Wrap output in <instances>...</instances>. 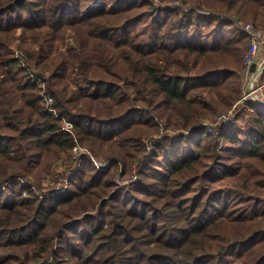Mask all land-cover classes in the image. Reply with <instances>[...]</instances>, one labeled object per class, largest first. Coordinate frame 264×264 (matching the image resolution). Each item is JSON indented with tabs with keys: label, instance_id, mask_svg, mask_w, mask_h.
I'll return each instance as SVG.
<instances>
[{
	"label": "trees",
	"instance_id": "obj_1",
	"mask_svg": "<svg viewBox=\"0 0 264 264\" xmlns=\"http://www.w3.org/2000/svg\"><path fill=\"white\" fill-rule=\"evenodd\" d=\"M116 1L0 0V264H264V0Z\"/></svg>",
	"mask_w": 264,
	"mask_h": 264
},
{
	"label": "built area",
	"instance_id": "obj_2",
	"mask_svg": "<svg viewBox=\"0 0 264 264\" xmlns=\"http://www.w3.org/2000/svg\"><path fill=\"white\" fill-rule=\"evenodd\" d=\"M245 28L247 31H249L251 35V40L249 44V48L246 51L245 54V66L247 69V75L249 76L244 84V92L239 102H245L248 100H258V99H264V83L260 84L258 82V78L261 73L258 72L259 68L263 65L259 62V54H260V48L262 46V43L264 41V31L263 29H257L253 27L251 23H247L245 25ZM257 66V70L255 72H252V67ZM237 104L234 106L233 109H231L229 112L220 113L215 117L214 120H208L206 121V124L209 125L210 131L214 132L215 134L220 133V129L223 126L229 125L233 123L236 114L238 112ZM173 134V133H172ZM151 147L149 146V149ZM219 148H224L223 141H220ZM85 156V155H84ZM110 158V157H108ZM98 159L95 157H90V159L95 163V165L102 169L106 170L109 167V163L111 161V158L108 159ZM137 176V168L134 171V175L129 178H122L118 177L117 182L120 185H124L128 182H130L133 178ZM64 181L63 179H61ZM67 180V179H65ZM65 186H59L57 189L64 190Z\"/></svg>",
	"mask_w": 264,
	"mask_h": 264
},
{
	"label": "rangeland",
	"instance_id": "obj_3",
	"mask_svg": "<svg viewBox=\"0 0 264 264\" xmlns=\"http://www.w3.org/2000/svg\"><path fill=\"white\" fill-rule=\"evenodd\" d=\"M129 1H132V0H117L114 4H116L117 6H123L125 3H127V2H129ZM172 2H174V1H172ZM178 2V1H177ZM252 24V23H251ZM263 30H264V28H262ZM69 42L70 43H72V37H70L69 38ZM19 42L17 41L16 42V45L18 44ZM15 45V46H16ZM15 52L17 53V54H19V55H21L22 56V53L19 51V49L17 48V47H15ZM245 84V83H244ZM227 112H229V111H227ZM221 113H225V112H221ZM219 115V114H218ZM214 116H217V115H214ZM214 116H211V117H209V118H206L204 121L206 122V121H208V120H214L215 119V117ZM173 133V132H172ZM174 134V136H175V133H173ZM73 153L75 154V155H79V156H81V157H83L84 155L85 156H88V150L87 149H85L84 147H82V146H76V147H74V150H73ZM93 156V155H92ZM91 156V157H92ZM93 157H95V156H93ZM95 158H98V159H105V158H108V157H95ZM108 159H110V158H108ZM73 160L74 159H72V160H70V161H68V160H59L58 162H56L55 164H53V166H52V168H51V170L50 171H43L42 172V174H44L43 176V178H42V191H40V193L41 192H46V191H48L49 190V188H50V186H53L54 185V183H55V180H58L65 172L64 171H66L67 169H69V167L72 165V163H73ZM81 163V162H80ZM110 163H111V161H110ZM110 163H109V166H110ZM61 179H63V178H61ZM60 179V181L58 182V187L59 186H64L65 185V182L64 181H62ZM23 181H25L24 179H23ZM25 183H26V181H25ZM34 187L35 188H37L38 189V187H36V185H34Z\"/></svg>",
	"mask_w": 264,
	"mask_h": 264
},
{
	"label": "crops",
	"instance_id": "obj_4",
	"mask_svg": "<svg viewBox=\"0 0 264 264\" xmlns=\"http://www.w3.org/2000/svg\"><path fill=\"white\" fill-rule=\"evenodd\" d=\"M259 62L264 64V41H263L262 46L260 48ZM258 82L260 84L264 83V71L260 74V76L258 78Z\"/></svg>",
	"mask_w": 264,
	"mask_h": 264
},
{
	"label": "water",
	"instance_id": "obj_5",
	"mask_svg": "<svg viewBox=\"0 0 264 264\" xmlns=\"http://www.w3.org/2000/svg\"><path fill=\"white\" fill-rule=\"evenodd\" d=\"M263 71H264V64L259 68L258 72L262 73ZM257 101L260 103H264V99H258Z\"/></svg>",
	"mask_w": 264,
	"mask_h": 264
}]
</instances>
